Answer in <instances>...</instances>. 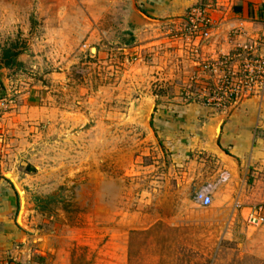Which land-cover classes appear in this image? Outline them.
Returning a JSON list of instances; mask_svg holds the SVG:
<instances>
[{"label": "rangeland", "instance_id": "rangeland-1", "mask_svg": "<svg viewBox=\"0 0 264 264\" xmlns=\"http://www.w3.org/2000/svg\"><path fill=\"white\" fill-rule=\"evenodd\" d=\"M209 3L0 0V264H96L123 241L128 264H264V223L242 216H264V177L193 199L227 170L212 126L264 98L242 74L264 25L216 44V24H187L195 7L213 22Z\"/></svg>", "mask_w": 264, "mask_h": 264}, {"label": "crops", "instance_id": "crops-1", "mask_svg": "<svg viewBox=\"0 0 264 264\" xmlns=\"http://www.w3.org/2000/svg\"><path fill=\"white\" fill-rule=\"evenodd\" d=\"M142 1L145 7L155 10V12H162L163 9L181 12L188 6L201 0H168L169 5L167 7H161L160 2L163 0ZM205 2H210L207 6H210L211 3L215 5L212 11L215 14L213 23L218 26L215 29V33L217 34L215 39L216 44L226 45L227 34L224 35V32L230 26H241L247 35H254L260 31V26L264 25V14L260 12L264 0H203V3ZM228 8L231 11H228ZM226 9L227 12L225 11ZM237 105L234 104V108L231 109L227 117H224L221 121L218 120L214 125L218 127L217 124H220V132H218L221 147H218L216 152L219 156H223V158H228L229 160L224 163L227 170L222 173L223 177L221 176L220 181L210 182L214 184L212 201L215 189L221 183H224V181L230 180L231 177V180L236 177L240 179L241 173L247 179L249 176L255 177L254 181L264 177V98L258 100L256 97H252L245 99ZM224 148L228 149L229 156L226 155L227 153L224 154L222 150ZM232 158L236 159L237 162L235 163ZM226 195L230 196L229 193ZM239 196L241 198L242 193H239ZM242 216L244 217L245 215L242 214ZM123 242L119 244L120 246L116 251L106 247L99 248V254L103 256L101 258L103 261L96 264H128L130 261L128 244L127 242L125 244Z\"/></svg>", "mask_w": 264, "mask_h": 264}, {"label": "built area", "instance_id": "built-area-1", "mask_svg": "<svg viewBox=\"0 0 264 264\" xmlns=\"http://www.w3.org/2000/svg\"><path fill=\"white\" fill-rule=\"evenodd\" d=\"M207 14L204 10L201 9V7H195L191 10L188 18H187V24L189 31H194L195 33H202L207 35V28L210 29V26L213 24L210 19V17H207ZM259 47L264 48V42L258 43ZM246 48V56L248 58L245 59L242 74L246 75V81L248 83V90L247 94L251 95H257L264 93V53L259 54V56H256L255 58H252L253 54L251 51V47L244 46ZM234 76V75H233ZM221 89H223L222 94L224 96H228L227 102L228 104H232L235 102L237 95H238V89L235 87H231V78H223ZM229 88L231 90L225 89ZM224 104L225 106L227 104ZM214 190V184L209 183L202 187H200L194 194V201L202 206V207H209L212 204V192ZM244 220L248 223V225L251 226H258L264 223V216L262 214V207L258 205L251 206L248 211L246 212V215L243 217Z\"/></svg>", "mask_w": 264, "mask_h": 264}, {"label": "trees", "instance_id": "trees-1", "mask_svg": "<svg viewBox=\"0 0 264 264\" xmlns=\"http://www.w3.org/2000/svg\"><path fill=\"white\" fill-rule=\"evenodd\" d=\"M262 14H264V4L261 6V11H260ZM15 54H12V53H10V52H8L5 56L7 57L6 58V63H8V62H10L11 61V59H13V57L12 56H14ZM225 153H227L226 151H225Z\"/></svg>", "mask_w": 264, "mask_h": 264}, {"label": "water", "instance_id": "water-1", "mask_svg": "<svg viewBox=\"0 0 264 264\" xmlns=\"http://www.w3.org/2000/svg\"><path fill=\"white\" fill-rule=\"evenodd\" d=\"M222 119H223V118H222ZM222 119H220L219 121H221ZM217 126H218V129H219V132H220V124H217ZM214 127H215V126H214ZM214 127H213V128H214ZM219 132H218L217 135L215 134V137H216V138H217V136H219Z\"/></svg>", "mask_w": 264, "mask_h": 264}, {"label": "bare ground", "instance_id": "bare-ground-1", "mask_svg": "<svg viewBox=\"0 0 264 264\" xmlns=\"http://www.w3.org/2000/svg\"><path fill=\"white\" fill-rule=\"evenodd\" d=\"M218 130H219L218 127H215V128H214V135H215L216 133H218ZM216 135H217V134H216Z\"/></svg>", "mask_w": 264, "mask_h": 264}]
</instances>
